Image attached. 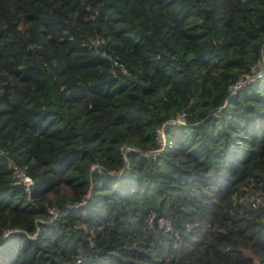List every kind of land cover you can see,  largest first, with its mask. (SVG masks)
<instances>
[{
  "label": "trees",
  "instance_id": "trees-1",
  "mask_svg": "<svg viewBox=\"0 0 264 264\" xmlns=\"http://www.w3.org/2000/svg\"><path fill=\"white\" fill-rule=\"evenodd\" d=\"M78 260L264 264V0H0V264Z\"/></svg>",
  "mask_w": 264,
  "mask_h": 264
},
{
  "label": "built area",
  "instance_id": "built-area-1",
  "mask_svg": "<svg viewBox=\"0 0 264 264\" xmlns=\"http://www.w3.org/2000/svg\"><path fill=\"white\" fill-rule=\"evenodd\" d=\"M259 76H260L259 74H256L252 77H248L247 81L248 80L252 81ZM243 84H244V82L242 84L238 83L234 87L235 91L238 90ZM183 116H184V114L180 113L174 119L167 121L166 124L173 125V124L180 123ZM156 134L158 135V142L162 143L161 136H160L161 132L159 129L156 130ZM153 155H154V153L152 154V156ZM9 164H10V167H11L13 173H14V184L22 186L24 189V192L26 194H29L31 192L32 180L22 169L15 166L12 162ZM255 202L259 203V200H256ZM81 204H82V202H78V203L72 204V207H77V205H81ZM49 213L52 215V217H56V212L54 210L50 209ZM147 222H148V224L154 225L155 227H157L159 230H161L164 233L170 232L172 230V225H171L170 220H168L162 216H159L153 210L148 211ZM185 226H186V230H189L188 225H185ZM78 262H79V260H78Z\"/></svg>",
  "mask_w": 264,
  "mask_h": 264
},
{
  "label": "clouds",
  "instance_id": "clouds-1",
  "mask_svg": "<svg viewBox=\"0 0 264 264\" xmlns=\"http://www.w3.org/2000/svg\"><path fill=\"white\" fill-rule=\"evenodd\" d=\"M178 115H179V114H178ZM178 115H177V116H178ZM177 116H175V117H177ZM175 117H174V118H175ZM174 118H172V119H174ZM172 119H171V120H172ZM183 119H184V116L182 117L180 123L173 124V125H169V124H166V123H167V122H166L165 125H168V126H179V125H183V124H184V120H183ZM159 130H160V132H161L160 136H161L162 143H159V142H158V144H159L161 147H163L164 144H165V139H164V135H163V130H162V129H159ZM157 141H158V139H157ZM126 153H128V152L123 151L124 156L126 155ZM153 153H154V155L152 156ZM155 155H156V153H155V152H152V153L142 154L141 156H142V157H145V156H151V157H154ZM31 188H32V187H31ZM29 194H30V193H29ZM27 195H28V194H27ZM88 199H89V194L86 195L82 201H80V202H82L81 205H77V207H72V205H70V206H68V209H69V210H73V209L75 210V209H77V208L83 206L84 203H85ZM158 215H159V214H158ZM159 216H162V215H159ZM162 217H163V216H162ZM164 218H165V217H164ZM166 219H167V218H166ZM168 220H169V219H168ZM170 222H171V221H170ZM13 232H16V231H10V232L4 234L3 236L6 237L7 235H9V234H11V233H13ZM77 263L80 264V260H79V262L77 261Z\"/></svg>",
  "mask_w": 264,
  "mask_h": 264
}]
</instances>
